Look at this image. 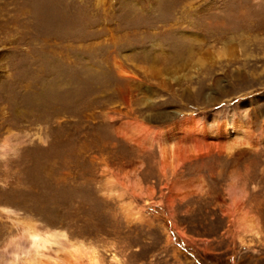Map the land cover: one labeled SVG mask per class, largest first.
Masks as SVG:
<instances>
[{
    "label": "rangeland",
    "instance_id": "1",
    "mask_svg": "<svg viewBox=\"0 0 264 264\" xmlns=\"http://www.w3.org/2000/svg\"><path fill=\"white\" fill-rule=\"evenodd\" d=\"M33 230L51 258L264 264V0H0V264Z\"/></svg>",
    "mask_w": 264,
    "mask_h": 264
},
{
    "label": "bare ground",
    "instance_id": "2",
    "mask_svg": "<svg viewBox=\"0 0 264 264\" xmlns=\"http://www.w3.org/2000/svg\"><path fill=\"white\" fill-rule=\"evenodd\" d=\"M173 75H174L173 78L176 79L175 74H173ZM146 94H147L146 99L148 101H150L149 93H146ZM192 121H193L192 124L190 126L188 125L190 127L188 130L189 132L188 133L186 132V133L194 138V140L196 142V146H197L196 148H198L197 150H201V149L205 148V147H203V145H205L207 142V139H205V136L203 134L205 130L202 127H199V125L196 124L194 120H192ZM128 127H129V131H131L134 134L135 133H142L145 130V127L142 124H139V122H137V121L130 122ZM226 134L230 137V139L232 141H234V143H237V142L241 141L242 139H244V135H245V134L243 135V133L239 129H236L232 125H229V127L226 129ZM205 135H206V133H205ZM225 138H226V136H225ZM153 139L158 140L160 143L159 144L160 167L163 170V168H164L163 162H164V158H165L164 153L166 151L164 145L161 144L163 139L161 138L160 135L154 136ZM170 140L168 141V143H166V145H168L167 146L168 148H170V146H172L173 139H170ZM209 142H211V141H209ZM209 142H208V144H209ZM208 144H206V148L209 147ZM213 147H216V146L213 145ZM174 162H175V160H174ZM169 164H170V162H169ZM237 206H239V205H237ZM237 209H239V207ZM235 217H236V227L238 229L252 231L254 233H257L256 230L254 229V225H253L251 219L249 218V216L244 211H240L239 213L236 214ZM35 231L33 230L29 234L30 239H31V245L33 248H32V250L29 251L28 255L25 258H23L24 260L22 261L21 264H97V256L94 253V251L89 250L88 247L85 246L81 242L69 244L68 249L66 251V253H67L66 259L51 258V256L50 257L44 256L41 248H43L45 243H47L49 241V238L51 237V235L45 234L44 236H40L39 233H37ZM244 233H245V231H244ZM112 258L117 263V259L114 255L112 256Z\"/></svg>",
    "mask_w": 264,
    "mask_h": 264
}]
</instances>
